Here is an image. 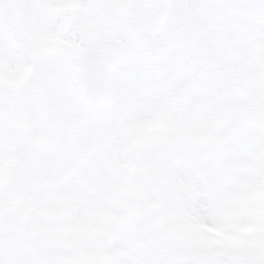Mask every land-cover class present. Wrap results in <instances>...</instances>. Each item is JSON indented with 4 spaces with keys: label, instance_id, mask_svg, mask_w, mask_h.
Segmentation results:
<instances>
[{
    "label": "rangeland",
    "instance_id": "374dc122",
    "mask_svg": "<svg viewBox=\"0 0 264 264\" xmlns=\"http://www.w3.org/2000/svg\"><path fill=\"white\" fill-rule=\"evenodd\" d=\"M237 2L241 5L238 14L243 19L237 30V42L228 45L233 60L229 59L230 55L217 56L227 70L223 75V99L210 126L199 136H185L187 146H177L171 153L162 152L157 160L147 154L141 156V147L147 144L148 136L137 132V139L127 144L126 163L113 174L105 196V205L114 210V216H106L101 208H96L88 210L86 224L70 221L72 201L57 195L58 185L52 186L50 180L63 178L70 167L83 171L92 152L107 145L109 137L102 131L95 144L78 146L74 155L63 157L50 173L44 160L46 149L55 144L64 152L68 151V139L60 140L58 134L53 133V121L58 129L75 130L74 135L82 132L85 121L94 115L82 105L72 103L71 83L59 110L42 99L39 107L42 132L39 144L30 155V175L26 183L31 185L33 192L47 193L46 207L50 215L43 223L33 217L30 210L23 207L26 199L23 190L5 202L0 209L2 264H120L124 260L131 264H179L182 257L189 254L215 252L228 257L256 256L264 260V127L260 123L264 118V32L259 25L264 8L260 0ZM23 5L24 0H0V31L20 52L29 68L33 50L25 48L26 39L39 44L42 26L50 23L53 15L62 17V26L56 29L46 46H55L60 33L67 28L82 38L81 30L73 25L70 7L44 10L37 14L38 20L31 21ZM214 15L222 49L226 45L223 43V21L229 12L220 7ZM120 20L142 31L130 18L127 8H121ZM157 21L153 22L154 30L159 28ZM25 30L30 33L29 37L25 36ZM113 31L109 30L106 37L110 38ZM241 46L245 53L249 50L247 59L239 58ZM77 53L70 56L69 81H72L71 73L76 81L74 58ZM212 74L213 70L201 61L199 49L194 44L188 45L185 62L174 74L161 78L163 103L170 111H179L181 107L174 108L172 98L183 95L186 101L192 94L203 96ZM186 76L190 79L188 87L176 88L174 85ZM22 84L23 77L8 88L0 113L6 110L9 99ZM138 95L148 110L156 113L159 105L151 98V84L146 83ZM237 108L241 116L240 128L254 133L247 143L240 142L238 129L230 128L233 111ZM80 113L84 114V119L76 124ZM51 136L59 140L53 141ZM168 143L177 144L176 138ZM203 148H213L215 155L211 159L202 155L195 159L194 153ZM12 151L11 145L0 143L5 169L12 159ZM184 167L190 170L187 182L176 174ZM149 193L156 197L160 218L149 231L128 233L123 248L117 251L116 245L125 239L131 219L136 217ZM165 199L167 208L160 206V201ZM122 209L127 211L121 213ZM149 242L153 245L151 248L143 245Z\"/></svg>",
    "mask_w": 264,
    "mask_h": 264
},
{
    "label": "snow or ice",
    "instance_id": "6c2138e0",
    "mask_svg": "<svg viewBox=\"0 0 264 264\" xmlns=\"http://www.w3.org/2000/svg\"><path fill=\"white\" fill-rule=\"evenodd\" d=\"M260 3L264 8V0ZM23 6L31 21L38 20L37 14L44 10L70 7L73 25L83 36L76 37L71 28H67L60 33L55 46H46L56 29L62 26V17L53 15L51 22L42 26L39 44L26 39L25 48L33 50L29 68L20 52L0 31V105L8 88L23 77L22 87L9 99L6 110L0 113V143L6 142L13 150L7 169L0 153V209L23 190L26 197L23 207L30 210L33 217L43 223L50 215L46 207L47 193L33 192L31 185L26 183L30 175L29 159L41 137V101L46 99L57 110L62 107L71 83L67 78L70 56L79 52L86 68L101 59L119 61L109 72L112 101L100 115L85 121L82 132L69 137L67 152L59 145H50L44 160L49 172H54L63 157L74 155L78 146L95 144L105 131L108 144L92 152L83 171L68 168L57 192L63 199L72 201L73 210L69 216L74 224H86L89 209L101 208L104 215L114 216V210L105 205V196L113 174L124 167L127 144L137 139V132L148 136L147 144L141 147V156L147 154L157 160L162 152L171 153L177 146H187L185 136H199L210 126L223 99V75L227 70V66L217 60L221 45L214 11L223 7L229 12L223 21L222 35L223 43L231 46L237 42V30L243 19L238 14L241 5L237 0H24ZM122 7L128 9L130 18L142 31L120 20ZM157 18L160 19L157 21ZM154 21L159 23L158 30L153 28ZM259 25L264 32V16ZM109 30H114L110 38L106 37ZM24 34L30 36L27 30ZM190 44L199 49L201 61L213 70V74L203 96L192 94L179 111H170L163 103L161 78L174 74L185 62ZM238 51L242 52L243 47ZM146 83L151 84V98L159 105L154 114L138 95ZM189 83L186 76L174 86L183 89ZM240 120L237 108L233 111L230 128L238 129L240 142L247 143L254 133L240 128ZM260 123L264 127V118ZM173 138L177 144L170 145L168 141ZM113 145L116 147H111ZM201 155L211 159L215 150L200 149L194 153V158L198 160ZM176 174L187 182L190 170L184 167ZM167 205L166 199L160 201V206L167 208ZM160 215L156 197L147 194L136 217L128 225L125 239L116 245L117 251L123 248L128 233L151 230ZM120 264L131 262L124 260Z\"/></svg>",
    "mask_w": 264,
    "mask_h": 264
},
{
    "label": "water",
    "instance_id": "95a60500",
    "mask_svg": "<svg viewBox=\"0 0 264 264\" xmlns=\"http://www.w3.org/2000/svg\"><path fill=\"white\" fill-rule=\"evenodd\" d=\"M115 59H101L86 68L80 54L75 58V69L80 82V97L84 105L92 112L99 113L112 101L111 81L109 72ZM183 98L174 100L180 106ZM181 264H264L257 257L227 258L220 254H194L183 259Z\"/></svg>",
    "mask_w": 264,
    "mask_h": 264
},
{
    "label": "bare ground",
    "instance_id": "6f19581e",
    "mask_svg": "<svg viewBox=\"0 0 264 264\" xmlns=\"http://www.w3.org/2000/svg\"><path fill=\"white\" fill-rule=\"evenodd\" d=\"M223 48L221 49L220 53H218L217 56L222 57V58H225V57H228L230 55L229 56V59L233 60V58L231 57V54H229V46L228 45H225ZM241 54H242L241 56L239 55L240 60H241V58H246L247 59L248 58L247 55L249 54V50H248L247 53H245L244 51H242Z\"/></svg>",
    "mask_w": 264,
    "mask_h": 264
}]
</instances>
